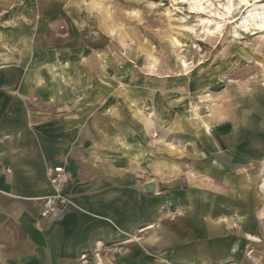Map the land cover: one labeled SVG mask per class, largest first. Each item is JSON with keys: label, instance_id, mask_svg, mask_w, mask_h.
<instances>
[{"label": "rangeland", "instance_id": "rangeland-1", "mask_svg": "<svg viewBox=\"0 0 264 264\" xmlns=\"http://www.w3.org/2000/svg\"><path fill=\"white\" fill-rule=\"evenodd\" d=\"M257 1L255 10L234 0L222 29L209 35L192 0H0V64H45L44 91L54 101L43 105L57 120L86 125L83 177L99 180V200L127 196L132 180L141 193L151 181V194L165 192L172 174L164 162L212 152L215 139L264 135V31L250 16L264 13ZM254 172L264 194V155ZM260 214L256 227L231 239L221 264H264V205ZM124 250L103 246L99 264H128Z\"/></svg>", "mask_w": 264, "mask_h": 264}, {"label": "crops", "instance_id": "crops-1", "mask_svg": "<svg viewBox=\"0 0 264 264\" xmlns=\"http://www.w3.org/2000/svg\"><path fill=\"white\" fill-rule=\"evenodd\" d=\"M43 65L35 59L0 64L4 264H99V249L112 242L124 245L128 264H221L232 252L231 239L261 222L264 194L254 168L264 155V135L256 132L236 141L215 139L212 152L193 150L164 162L161 169L172 174L170 190L151 194V181L141 193L132 180L127 196L118 192L111 201L99 200V180L83 177L87 127L50 116L54 107L43 103L54 96L44 91ZM155 118L156 111L146 126ZM93 127L99 132L95 122ZM55 165L64 166L65 193L75 205L44 220L41 199L54 193L46 170Z\"/></svg>", "mask_w": 264, "mask_h": 264}, {"label": "bare ground", "instance_id": "bare-ground-1", "mask_svg": "<svg viewBox=\"0 0 264 264\" xmlns=\"http://www.w3.org/2000/svg\"><path fill=\"white\" fill-rule=\"evenodd\" d=\"M214 1H216L217 3H214ZM222 1L227 2L223 3ZM240 2L247 5L250 4V0H240ZM257 2H259V0ZM234 5V0H203L202 3L193 2L192 0L191 8L193 13L206 15V18L203 19V25H205V27L207 28V33L209 35H213L216 31L218 32L222 29L224 22L226 21V16L229 17L232 14ZM250 6H254V9L257 10L256 4H250ZM207 8L210 9L208 10ZM220 8L224 9V14L220 12ZM194 9L195 11H193ZM250 16L253 22L252 24H254L255 27L260 31H264V13L256 11L255 13H250ZM175 43H179L178 40H175ZM205 126L207 127L206 122Z\"/></svg>", "mask_w": 264, "mask_h": 264}, {"label": "built area", "instance_id": "built-area-1", "mask_svg": "<svg viewBox=\"0 0 264 264\" xmlns=\"http://www.w3.org/2000/svg\"><path fill=\"white\" fill-rule=\"evenodd\" d=\"M47 177L54 189V193L41 199L40 218L44 220L56 219L68 206L75 205L73 199L65 193L68 174L63 165L48 166Z\"/></svg>", "mask_w": 264, "mask_h": 264}, {"label": "snow or ice", "instance_id": "snow-or-ice-1", "mask_svg": "<svg viewBox=\"0 0 264 264\" xmlns=\"http://www.w3.org/2000/svg\"><path fill=\"white\" fill-rule=\"evenodd\" d=\"M193 2H203V0H193ZM202 10V9H201ZM193 11H195V9L193 10Z\"/></svg>", "mask_w": 264, "mask_h": 264}]
</instances>
